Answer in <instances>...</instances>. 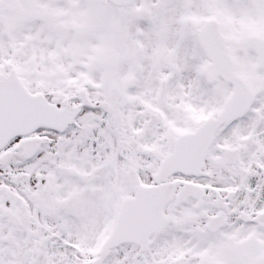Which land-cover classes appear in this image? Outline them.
<instances>
[{
  "label": "snow or ice",
  "instance_id": "snow-or-ice-1",
  "mask_svg": "<svg viewBox=\"0 0 264 264\" xmlns=\"http://www.w3.org/2000/svg\"><path fill=\"white\" fill-rule=\"evenodd\" d=\"M0 264H264V0H0Z\"/></svg>",
  "mask_w": 264,
  "mask_h": 264
}]
</instances>
